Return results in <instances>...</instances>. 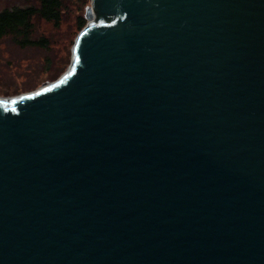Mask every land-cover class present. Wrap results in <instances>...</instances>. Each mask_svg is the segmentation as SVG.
I'll list each match as a JSON object with an SVG mask.
<instances>
[{
    "label": "water",
    "instance_id": "1",
    "mask_svg": "<svg viewBox=\"0 0 264 264\" xmlns=\"http://www.w3.org/2000/svg\"><path fill=\"white\" fill-rule=\"evenodd\" d=\"M86 19L66 74L0 97V264H264V0Z\"/></svg>",
    "mask_w": 264,
    "mask_h": 264
},
{
    "label": "rangeland",
    "instance_id": "2",
    "mask_svg": "<svg viewBox=\"0 0 264 264\" xmlns=\"http://www.w3.org/2000/svg\"><path fill=\"white\" fill-rule=\"evenodd\" d=\"M22 5L21 0H0V11ZM91 3L88 4V7ZM71 4L59 25L36 21V36L48 41L47 48L21 47L11 36L0 40V97L12 98L38 90L68 72L72 48L79 34V21L87 8Z\"/></svg>",
    "mask_w": 264,
    "mask_h": 264
},
{
    "label": "trees",
    "instance_id": "3",
    "mask_svg": "<svg viewBox=\"0 0 264 264\" xmlns=\"http://www.w3.org/2000/svg\"><path fill=\"white\" fill-rule=\"evenodd\" d=\"M22 5L0 11V40L11 36L21 47L47 48L48 41L36 36V21L45 20L59 25L65 9L71 4L79 9L88 7L91 0H21ZM108 22L111 19H107ZM83 18L79 21V32L86 26ZM72 54V53H71Z\"/></svg>",
    "mask_w": 264,
    "mask_h": 264
}]
</instances>
